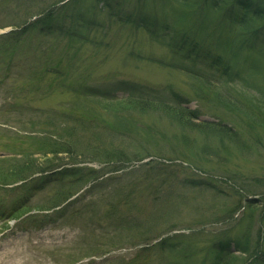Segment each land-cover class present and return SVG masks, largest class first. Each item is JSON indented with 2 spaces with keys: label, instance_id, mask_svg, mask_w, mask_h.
Listing matches in <instances>:
<instances>
[{
  "label": "rangeland",
  "instance_id": "rangeland-1",
  "mask_svg": "<svg viewBox=\"0 0 264 264\" xmlns=\"http://www.w3.org/2000/svg\"><path fill=\"white\" fill-rule=\"evenodd\" d=\"M55 1L0 0V35ZM91 3L78 4L92 23L83 22V51L77 58L60 55L68 39L62 32L52 40L55 50L51 40L36 37L31 44L21 43L13 58L1 53L0 39V170L31 159L40 163L52 144H75L82 150L59 154L52 162L44 159L41 168L49 172L24 173L10 184L0 175V264H214V255L208 253L211 238L227 240L235 255L244 256L234 243L248 224L261 251L254 256L262 263L264 120L262 128L251 129L244 116L196 98L193 87L200 81L185 73L188 63L168 45L173 40L175 49L177 37L174 42L164 28L176 16L173 0H108L112 8L100 3L96 9ZM119 10L136 19L142 13L156 25L125 26L112 16ZM206 16L207 28L188 34L212 44L214 55L233 46L234 66L244 75L250 74L249 61L256 65L251 90L245 88L244 96L255 95L254 103L264 112V29L245 37L234 29L232 35L223 27H211L218 14L209 10ZM219 36L231 38L232 45L220 46ZM7 42L14 39L9 36ZM46 55L51 68L57 56L62 59L61 71L40 78ZM64 77L71 89L61 85ZM96 90L118 98L134 92L178 93L185 106L197 110L199 121L227 126L236 140L183 128L161 111L108 113L90 101L92 95H82ZM87 102L96 108L84 109L89 118L80 125L73 121L71 107ZM114 115L119 124L112 130ZM73 125L78 128L68 133ZM58 192L63 197L74 194L45 209L55 203ZM249 199L258 202L250 212L244 208ZM164 237L177 250L166 244L159 249L157 241ZM253 259L244 264H258Z\"/></svg>",
  "mask_w": 264,
  "mask_h": 264
},
{
  "label": "trees",
  "instance_id": "trees-1",
  "mask_svg": "<svg viewBox=\"0 0 264 264\" xmlns=\"http://www.w3.org/2000/svg\"><path fill=\"white\" fill-rule=\"evenodd\" d=\"M80 1L82 0H56L55 2L49 4V6L47 5L43 7V9H39V11L36 10L29 16L27 22H25L24 25L15 26L16 29L0 35V39L4 40V42L2 43L1 53H3L4 56L13 58L15 57V55L13 56L14 53L20 52L21 43L27 42L31 44L29 41L36 37L46 42L48 41V39L51 41H55L58 33L62 32L64 38L68 39L66 40V44L60 52V55L70 53V57L77 58L82 53V45L84 44V40L82 41V32H80V29L84 27L83 22L90 24L92 23V18L86 15L88 12L82 13V10L78 7ZM92 1H94V3H91L90 6H94L95 9L96 6L100 3L102 5L103 3H106L105 6L112 8L111 4H107L108 0ZM173 1L176 3L175 19L173 23L167 24L166 26H164V28L167 29L170 37L172 35L174 42L176 37L177 40L175 42V49H173V40L170 41L168 45H172L169 48H171L172 51L175 52V55H177V57L183 63H188L189 67L188 69H185V73L200 81V84L195 86L196 88L193 87L196 98L202 101L205 100L214 102L215 104L224 107L232 113L236 112L244 116L246 119V124H248L251 129H255L257 126L262 128L263 124L261 123L264 120V112L260 110L262 108L258 105V103H254L253 98H255V95L249 92L248 96H244L245 88H247L248 91L251 90L250 83L252 84V82L250 76H253L254 72L257 71L256 65H253V62L249 61L250 64L247 69L248 71H250V74L244 75L242 74L241 70H237L234 66L235 63L233 61L236 52H234L233 46L227 52L220 50L219 54L214 55L209 49L212 44L206 43L205 39L203 38L191 36V34H188V32L200 27L202 28V30L206 29L207 27L203 28V26L205 25L204 23L207 22L206 13H208L210 10L218 14L220 17L218 18L217 22H215L214 20L213 24H211L212 28L216 30L218 28L220 31L223 27V29H227L228 33L232 35L235 33L233 30L237 29L242 34H245L244 37L248 34L256 36L257 33L264 29V0ZM72 11H74L75 13L73 16ZM141 14H139V18L136 19L132 16V14L128 15L120 10L118 12H112V16L118 19V21L116 20V22L124 24L125 26H130L137 29L138 27H143L145 24L156 25L154 21L150 22V19L147 16L142 17ZM33 16L39 17H36L34 20L30 21V18H32ZM70 17H72V20L66 23V21L64 20H67ZM61 22L63 25L61 24ZM222 22L223 25L220 26ZM9 36L14 39L13 43L7 42L9 40ZM219 37L220 46L222 45L223 47L228 48L232 45L233 41H231V38H225L223 36ZM178 40H180L181 43ZM50 47L52 50H55L57 44L53 42ZM32 53L33 51L27 50V54L32 55ZM226 53H228V59H224ZM44 56L45 53L43 55V58ZM27 58L32 59L30 56H27ZM248 59V57H245L246 61H248ZM56 60V64L53 66V68H51L52 66L48 65L47 63L48 56L46 55L45 64L42 69L40 78L44 75V73H60L61 69L59 68V65L62 63V59L57 56ZM199 62H201V65L198 67ZM205 67L206 70H211L212 72L216 71L217 73L215 77L214 73L209 76L208 73L204 72L206 71ZM48 69L51 70L49 71ZM220 79L229 80L228 84L230 83V85L233 84L239 86H229L227 83L220 82ZM234 80L241 81V83L237 84ZM61 81L63 83H61V85H64L67 82L65 77ZM50 85L51 84H49V86ZM66 85L69 89H71L70 85H68L67 83ZM75 92L78 94V89H75ZM82 95H84L85 97L88 95H92L90 101H94L93 104L96 107L99 106L101 109H105L106 111H108V113L118 112L119 115V112L121 111H139L141 113H145L146 110L161 111L183 128H189L190 130L196 131L201 134L214 133L216 135L225 137L228 140H236L235 134L230 132L229 129H226L227 126L221 125V123L219 122L199 121L197 110L190 109L185 106V100H183L180 94L175 92H173L170 96L162 95L157 92H149L146 94L142 92H134L129 94L128 97L118 98L116 96H113L109 92H101L99 90H96L95 92H84ZM93 104L92 102H87V106H82V104H78L76 107L72 106L71 113L73 114V121L81 125V120L89 118V112L84 113V109L88 110L89 108L95 107ZM118 118L119 116L116 117L114 115V120L110 125V128L112 130H114L113 128L117 127L116 125L119 124ZM121 120L123 121L122 118L120 119V122ZM84 127L82 126V130L84 129ZM77 128V125H73L72 127H70V131H68V133H72V129ZM72 147L62 148L56 144H52V146H48L49 149L47 150V152L50 153L51 157L47 158L46 153L44 154L43 160L47 159L46 162H52L57 158V156H59V154L72 156V154H80V152H82L81 149H77V146H75V144L74 148ZM43 160L42 162L37 163L32 161L31 159L22 163L21 165L13 166V168L9 171L0 170L2 180L5 179V181L11 182L16 179H20L24 173H35L38 169L41 168ZM89 174L94 175L93 172ZM69 194L63 197L64 193L58 192V198L55 204L59 203L63 199H66ZM257 203L258 202H256V200L249 199L247 203L245 202L246 207H244L245 205H243V207L247 208V211L250 212L257 207ZM222 239L223 238L219 239L212 237L210 240L211 244L208 247V253L210 252L214 255V264H238V262L241 261V264H244L245 262H248V259L251 257H254L255 261L258 264H264V258L261 259L262 263H259V259L257 258L258 255L254 256V254L261 253V251L259 250L258 239L255 241L252 239V228L250 224L242 229L240 236L234 243L236 250L239 253L244 254V256L235 255L229 249V242ZM165 244L169 247H172L171 245H173L171 244V240L169 238H162L158 241V248L162 249V246ZM172 250H177L176 246L174 248L172 247ZM184 252L186 253V249L184 250ZM262 256L264 257V251L262 253Z\"/></svg>",
  "mask_w": 264,
  "mask_h": 264
}]
</instances>
